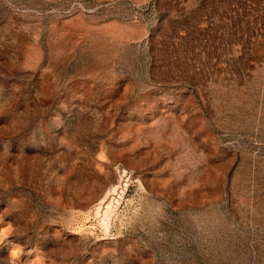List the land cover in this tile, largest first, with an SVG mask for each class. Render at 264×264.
<instances>
[{"label":"rangeland","instance_id":"obj_1","mask_svg":"<svg viewBox=\"0 0 264 264\" xmlns=\"http://www.w3.org/2000/svg\"><path fill=\"white\" fill-rule=\"evenodd\" d=\"M0 264H264V0H0Z\"/></svg>","mask_w":264,"mask_h":264}]
</instances>
